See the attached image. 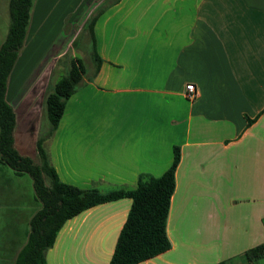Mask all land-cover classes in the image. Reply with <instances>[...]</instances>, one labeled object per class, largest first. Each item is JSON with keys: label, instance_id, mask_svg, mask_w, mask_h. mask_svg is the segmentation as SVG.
<instances>
[{"label": "crops", "instance_id": "0c3cea01", "mask_svg": "<svg viewBox=\"0 0 264 264\" xmlns=\"http://www.w3.org/2000/svg\"><path fill=\"white\" fill-rule=\"evenodd\" d=\"M67 1H34L8 82L16 148L36 160L48 85L39 83L66 53ZM86 1L93 11L83 27L103 9L95 23L102 63L97 73L86 65L46 141L59 177L102 191L135 187L141 174L169 169L180 146L172 247L138 264H253L244 252L264 242V0ZM191 82L200 90L194 102L184 95ZM132 203L106 202L67 220L48 264H110ZM1 206L10 227L22 226L6 253L15 264L42 203L30 175L0 162Z\"/></svg>", "mask_w": 264, "mask_h": 264}, {"label": "trees", "instance_id": "16d2710c", "mask_svg": "<svg viewBox=\"0 0 264 264\" xmlns=\"http://www.w3.org/2000/svg\"><path fill=\"white\" fill-rule=\"evenodd\" d=\"M34 1L10 0V27L0 46V162L18 175H30L36 198L42 203L30 220L27 243L15 264H48L47 253L67 220L96 205L122 198H131L133 203L110 264H138L168 251L172 247L168 220L176 190V171L181 160L180 146H174L173 162L162 175L143 173L135 187L121 186L108 191L96 186L80 188L68 184L61 180L52 164L46 141L58 128L68 99L83 82V74L88 73L82 58L72 60L68 72L46 93L49 128L44 129L37 140L38 159L23 155L16 148L17 113L7 99L8 82L27 37ZM102 11L92 14L83 27L86 29L89 26L96 73L102 58L97 49L95 23ZM80 37L81 33L74 40V46ZM93 77L89 75V78ZM244 255L251 263L260 264L264 258V242L248 249ZM215 264L229 263L221 261Z\"/></svg>", "mask_w": 264, "mask_h": 264}, {"label": "rangeland", "instance_id": "374dc122", "mask_svg": "<svg viewBox=\"0 0 264 264\" xmlns=\"http://www.w3.org/2000/svg\"><path fill=\"white\" fill-rule=\"evenodd\" d=\"M76 2L77 0L67 1L66 6L68 9L66 10L67 13L63 18L64 26L62 25V28L64 29L65 36L62 37V44L60 46H62L63 51L66 50V53L60 58L55 59V66L52 68L50 76H41L40 78L42 79L40 80V85L48 82L45 94L51 90L52 86L62 75L68 72L69 68L71 67L72 60L76 58H82L84 63L89 66V68H94L95 61L92 58L94 50L92 41H90L91 37L89 26H87L86 29H83L85 18L93 11L92 5H90L86 0H80L79 2ZM9 3L10 0H0V46L4 42L10 27ZM57 4L58 3H56V5ZM70 6L73 7L70 8ZM101 7L102 6L99 8ZM99 8L95 10V12H98ZM62 28H60L61 33H63ZM80 33L81 37L79 38L76 46H74L73 42ZM41 114L40 134L44 131V129L48 130L49 128L47 107H45ZM25 198L27 199V195ZM3 208L4 206H1L0 208V264H11L8 260L10 255L6 254L10 250L9 247L12 243L11 233L17 229L21 231L22 226L19 225L16 228L10 227L11 221L8 219V214ZM18 208H20L19 205ZM16 214H20V212H16ZM15 218L17 219V215L14 217V219ZM260 264H264V258L261 259Z\"/></svg>", "mask_w": 264, "mask_h": 264}, {"label": "built area", "instance_id": "2783aa9c", "mask_svg": "<svg viewBox=\"0 0 264 264\" xmlns=\"http://www.w3.org/2000/svg\"><path fill=\"white\" fill-rule=\"evenodd\" d=\"M184 95L189 101L194 102L199 98L200 90L195 83L191 82L186 85Z\"/></svg>", "mask_w": 264, "mask_h": 264}]
</instances>
